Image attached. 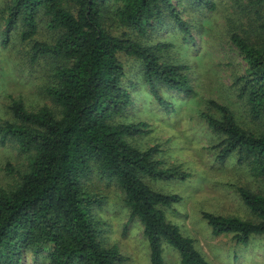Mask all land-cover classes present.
<instances>
[{
  "label": "trees",
  "instance_id": "1",
  "mask_svg": "<svg viewBox=\"0 0 264 264\" xmlns=\"http://www.w3.org/2000/svg\"><path fill=\"white\" fill-rule=\"evenodd\" d=\"M220 2L232 3L237 16L223 15L220 33L245 66L231 82L239 118L229 105L207 102L209 150L264 180V0H0V47L25 42L23 54L40 69L44 99L31 107L10 100L9 119L0 124L2 139L18 151V162L4 167L11 182L0 185V264H28L27 255L44 264H126L95 212L107 199L102 187L111 183L142 226L150 264H166L165 246L180 264H211L166 218L164 208L180 198L145 181L189 174L165 167L158 145L137 142L151 130L131 114L135 83L127 62L165 114L173 112L170 96L195 90L188 64L174 43L155 40L157 30L170 25L184 43L203 26L200 15L218 12ZM238 194L251 218L203 217L213 235L232 233L246 245L264 235V194L245 187Z\"/></svg>",
  "mask_w": 264,
  "mask_h": 264
},
{
  "label": "rangeland",
  "instance_id": "2",
  "mask_svg": "<svg viewBox=\"0 0 264 264\" xmlns=\"http://www.w3.org/2000/svg\"><path fill=\"white\" fill-rule=\"evenodd\" d=\"M229 4L232 3L220 2L218 12L205 11L203 16L200 15L203 26L193 31V38L187 36L184 43L170 25L157 30L155 40L166 39L174 43L176 56L188 64L195 90L189 95L173 93L170 96L173 112L165 114V108L153 100L148 85L139 78L136 65L127 62V77L135 83L132 94L136 105L131 114L143 119L151 130L137 142L142 146L158 145V156L165 167H177L189 174L184 180L145 178L154 189L180 198L171 207L164 208L166 218L193 240L196 249L211 264H264V235H254L243 245L232 233L213 235L203 217V212H210L251 218L239 197L238 188L264 194V180L253 177L246 166L237 164L234 158L215 159L216 154L209 150L212 134L202 117L209 111V99L229 105L238 118L241 114V104L231 82L235 73H242L245 64L220 33L223 15L237 19ZM194 16L199 18L198 13ZM26 48L25 42L20 43L17 39L6 48L0 47V124L9 119L10 100L20 99L27 107L44 100L39 92L40 69L27 65L23 54ZM16 146L0 135V185L11 182L4 167L7 163L18 162ZM102 188L107 199L95 212L105 222L103 235L107 242L119 247L126 264H150L142 226L136 217H130L128 208L121 201L119 188L113 183ZM164 257L166 264H180L177 252L171 247H164ZM27 261L28 264H44L32 262L30 255H27Z\"/></svg>",
  "mask_w": 264,
  "mask_h": 264
}]
</instances>
